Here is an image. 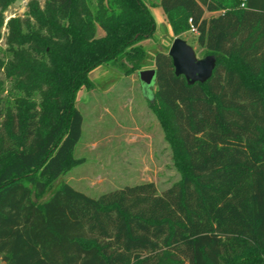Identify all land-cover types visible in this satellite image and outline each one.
Masks as SVG:
<instances>
[{
  "label": "trees",
  "instance_id": "obj_1",
  "mask_svg": "<svg viewBox=\"0 0 264 264\" xmlns=\"http://www.w3.org/2000/svg\"><path fill=\"white\" fill-rule=\"evenodd\" d=\"M15 1L0 0V29ZM43 1L9 21L0 51L2 264H264V0H158L173 34L195 29L215 58L212 77L189 84L169 48L153 57L149 105L179 182L94 199L60 181L38 203L83 163L75 97L89 73L142 71L155 32L143 0Z\"/></svg>",
  "mask_w": 264,
  "mask_h": 264
},
{
  "label": "rangeland",
  "instance_id": "obj_2",
  "mask_svg": "<svg viewBox=\"0 0 264 264\" xmlns=\"http://www.w3.org/2000/svg\"><path fill=\"white\" fill-rule=\"evenodd\" d=\"M31 1H15L3 13L1 52L7 48L9 21L26 18ZM36 1L43 8L44 1ZM143 2L155 22L153 36L140 43L147 54L144 69H154L155 54L170 48L175 38L186 41L198 59L204 58L196 33L190 30L175 36L159 1ZM210 16L206 14V17ZM101 35L103 33L98 29V37ZM89 80L91 86H82L75 97V107L83 116V126L74 159L83 163L51 182L44 196L33 195L32 199L38 203L46 200L60 181L94 199L126 186L149 182L154 183L158 192L162 193L179 182L181 170L174 160L164 129L149 105L156 86H145L136 71L126 74V65L121 66L119 62L94 69L89 73Z\"/></svg>",
  "mask_w": 264,
  "mask_h": 264
},
{
  "label": "water",
  "instance_id": "obj_3",
  "mask_svg": "<svg viewBox=\"0 0 264 264\" xmlns=\"http://www.w3.org/2000/svg\"><path fill=\"white\" fill-rule=\"evenodd\" d=\"M168 56L172 59L175 75L184 77L189 84L208 81L215 69L213 56L198 59L194 49L181 38L174 39L169 48ZM138 77L145 86H155L156 70L139 71Z\"/></svg>",
  "mask_w": 264,
  "mask_h": 264
},
{
  "label": "built area",
  "instance_id": "obj_4",
  "mask_svg": "<svg viewBox=\"0 0 264 264\" xmlns=\"http://www.w3.org/2000/svg\"><path fill=\"white\" fill-rule=\"evenodd\" d=\"M191 31H192L193 33H195V29L192 28Z\"/></svg>",
  "mask_w": 264,
  "mask_h": 264
},
{
  "label": "crops",
  "instance_id": "obj_5",
  "mask_svg": "<svg viewBox=\"0 0 264 264\" xmlns=\"http://www.w3.org/2000/svg\"><path fill=\"white\" fill-rule=\"evenodd\" d=\"M210 15H212V14H210Z\"/></svg>",
  "mask_w": 264,
  "mask_h": 264
}]
</instances>
